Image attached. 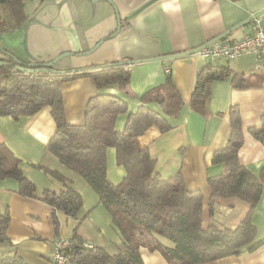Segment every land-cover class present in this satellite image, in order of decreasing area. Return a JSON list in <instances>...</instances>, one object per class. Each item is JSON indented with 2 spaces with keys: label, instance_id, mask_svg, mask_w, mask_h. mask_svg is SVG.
<instances>
[{
  "label": "crops",
  "instance_id": "obj_1",
  "mask_svg": "<svg viewBox=\"0 0 264 264\" xmlns=\"http://www.w3.org/2000/svg\"><path fill=\"white\" fill-rule=\"evenodd\" d=\"M3 3L0 2V6ZM22 7L24 19L20 26L0 34V59L5 56L1 50L24 63L35 64L69 54L54 64L58 71L126 63L128 94L120 93L115 87L99 91L87 76L61 83L65 119L70 125L84 123L87 104L99 93L121 98L127 105V113L135 112L139 97L163 84L169 74L183 107L176 117L167 119L171 126L168 132L162 134L158 128L150 127L139 137V145L148 149L157 174L168 178L180 172L185 188L201 193L203 229L215 222L235 230L247 217L249 204L237 198L220 199L215 202L211 216L208 207L211 192L206 178L221 171L219 166L211 164V159L229 137L231 107L238 108L241 118L243 145L238 153L239 161L253 175L264 178V146L248 133L264 114V74L255 71L253 55L223 61L203 60L195 53H185L205 46L264 10V0H25ZM118 22L120 29L116 32ZM251 22L223 38L241 39L250 33ZM9 35L15 40H5ZM206 64L225 65L231 72L226 79L211 84L206 106L209 114L203 117L193 111L190 104L196 76ZM242 74L251 76L253 84L246 89H235L231 78ZM149 107L160 112L156 105ZM126 120L127 114H120L115 130L122 131ZM54 131L48 107L33 116L17 119L0 116V145L20 161V168L35 184L36 193L72 188L82 197L80 221L53 211L38 199L19 195L15 180H0V214L7 210L10 217L7 242L0 243V253L15 252L25 264H50L53 242L57 238L73 237L102 247L109 254L118 253L122 237L99 203L97 194L79 175L66 169L46 151ZM37 165L57 171L67 183L48 176L37 169ZM106 168L109 182L119 184L125 172L117 165L112 148L106 151ZM250 219L255 227L254 242L264 240V190ZM155 238L163 246L172 247L167 239ZM139 253L143 264H168L158 251L140 248ZM207 264H264V245L252 253L228 256Z\"/></svg>",
  "mask_w": 264,
  "mask_h": 264
},
{
  "label": "trees",
  "instance_id": "obj_2",
  "mask_svg": "<svg viewBox=\"0 0 264 264\" xmlns=\"http://www.w3.org/2000/svg\"><path fill=\"white\" fill-rule=\"evenodd\" d=\"M4 0L0 6V34H6L20 26L23 17L22 2ZM0 59V116L17 119L33 116L48 107L55 124V131L46 145V151L69 171L79 175L97 194L99 203L109 214L112 224L122 237V248L109 254L104 248L75 247L68 251V264H143L139 249L158 251L168 264H207L228 256L252 253L264 245V240L254 242L255 227L251 214L264 190V178L249 172L239 161L238 153L243 145L241 118L237 107L229 109L230 134L225 146L213 153L211 164L221 171L208 175L206 183L211 195L209 213H214L215 202L237 198L250 206L247 217L235 230L211 222L202 227L203 197L199 191H188L180 172L164 178L155 172V161L148 149L139 145V137L150 127L160 133L171 129L167 119L178 115L183 107L180 93L169 74L165 82L153 87L139 97V107L127 113L126 103L111 94L99 93L87 104L82 125H70L65 119L61 83L87 76L99 91L115 87L128 94L129 72L125 62H113L97 67L51 72H27L16 68L24 63L10 53L1 50ZM50 70H56L49 67ZM58 71V70H57ZM228 66L206 64L197 74L190 107L203 117L208 116L207 101L211 84L230 75ZM261 75V73H259ZM231 84L235 89L252 86L251 76L234 75ZM156 105L160 112L149 106ZM120 114H127L122 131L115 130ZM248 133L264 146V114L257 126ZM115 150L116 163L125 176L114 185L107 178L106 151ZM48 176L66 184L67 179L57 171L40 165ZM17 182V193L23 197L38 199L53 211L79 222L82 207L81 195L70 187L55 192L44 190L36 193V186L25 177L20 161L3 145H0V180ZM55 228L58 222L52 215ZM9 213L0 214V243L7 242L6 231ZM155 236L167 239L172 247L163 246ZM58 239V238H57ZM72 240H80L77 237ZM0 264H25L15 252L0 253Z\"/></svg>",
  "mask_w": 264,
  "mask_h": 264
},
{
  "label": "built area",
  "instance_id": "obj_3",
  "mask_svg": "<svg viewBox=\"0 0 264 264\" xmlns=\"http://www.w3.org/2000/svg\"><path fill=\"white\" fill-rule=\"evenodd\" d=\"M197 54L203 60L233 61L245 55H253L255 71L264 74V14L254 18L251 22L249 34L239 40L219 39L198 49ZM168 73L169 70L165 69ZM93 245L72 239L58 238L53 242L50 264H68V251L75 247L91 248Z\"/></svg>",
  "mask_w": 264,
  "mask_h": 264
},
{
  "label": "water",
  "instance_id": "obj_4",
  "mask_svg": "<svg viewBox=\"0 0 264 264\" xmlns=\"http://www.w3.org/2000/svg\"><path fill=\"white\" fill-rule=\"evenodd\" d=\"M0 2H4V0H0ZM264 14V10L254 14L251 18H249L246 22H243L242 24H239L237 25L235 28H233L232 30L234 29H237L241 26H243L245 23H248V22H251L254 18H257L261 15ZM120 29V24L118 22V25H117V31L118 32ZM232 30H229L228 32H226L225 34L219 36L218 38H216L215 40H212L211 42L207 43L206 45L214 42V41H217L219 39H222L224 36H226L229 32H231ZM200 49V48H198ZM197 49V50H198ZM197 50H193V51H190L188 53H185V54H194ZM185 54H180V55H185ZM69 54L65 53V54H61L59 56H57L55 59H53L52 61L48 62V63H44V64H35V63H19L17 64L16 68L19 69V70H22V71H27V72H51V73H63V72H60V71H57V70H50L49 67H53L55 63H57L60 59L68 56ZM135 62H131L130 64H133ZM0 64L2 65H8L6 63H1ZM79 70H71V72H77Z\"/></svg>",
  "mask_w": 264,
  "mask_h": 264
},
{
  "label": "rangeland",
  "instance_id": "obj_5",
  "mask_svg": "<svg viewBox=\"0 0 264 264\" xmlns=\"http://www.w3.org/2000/svg\"><path fill=\"white\" fill-rule=\"evenodd\" d=\"M5 40H7L8 42L15 40V37H10V35L8 37H4Z\"/></svg>",
  "mask_w": 264,
  "mask_h": 264
}]
</instances>
